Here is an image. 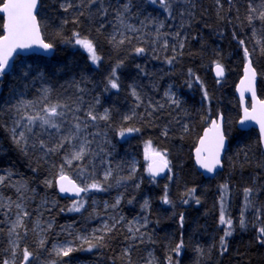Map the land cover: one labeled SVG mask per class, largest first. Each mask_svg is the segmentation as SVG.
<instances>
[{
  "label": "trees",
  "instance_id": "obj_1",
  "mask_svg": "<svg viewBox=\"0 0 264 264\" xmlns=\"http://www.w3.org/2000/svg\"><path fill=\"white\" fill-rule=\"evenodd\" d=\"M3 1L0 0V5ZM63 2L39 0L36 14L42 37L53 46V54L50 57L19 55L11 71L0 78L3 86L0 94V169L11 171L29 190L38 188L40 194H33L34 200L45 191L51 194L54 204L42 219H53V229L70 223L74 224L73 232L86 235L97 223L85 207L78 212L68 210L85 192L76 199L61 198L54 187L57 175L69 173L73 176L81 164L69 169L62 163L63 151L44 157L40 149L38 153L27 149L25 153L12 141L3 116L6 94L10 89L18 88L26 90L27 94L37 93L33 96L39 97L34 88H40L42 78L49 85L52 102L71 103L82 94H88L90 99L97 98L99 106L108 109V120L96 122V130L106 133L110 144L106 142L105 146H110L117 155L121 152L127 155L131 151L141 161L144 149L153 147L164 155L170 170L167 175L154 179L145 170L147 162L141 161L138 167L141 179L136 182L139 187L134 181L128 183L127 180L119 185L115 182L112 187L103 185L105 190L99 192L100 195L118 190L122 193L118 204L121 221L111 232L101 234L103 246L89 250L86 243H78L75 239V250L57 258L50 253L56 239L55 231H47L44 247H39V235L32 232L37 215L32 213L25 221L27 228L20 232L19 253L14 264H22L25 247L33 252L31 264H50L52 260H57V264H141L149 250L154 253L157 264H169V257L171 264H264V243L257 239V230L264 227V209L259 221L256 220V209L264 205V155L256 130L237 128L240 106L235 96V86L247 59L244 55L247 48L248 59L257 76L258 97L264 98V54L261 52L264 22L257 18L250 24L247 19L249 4L257 9L253 15L258 16L264 0H220L219 4L216 0H166L168 7L161 5L162 17L168 25L178 24V36L184 38L176 40L174 52L167 49L158 54L151 52L148 41H138L132 34L124 35L131 42L125 40L118 46L110 42L114 33L113 9L122 5L123 0H104L109 11L103 16L98 13L100 3L81 7L79 0H72L77 6L65 12L61 7ZM135 2L151 9L148 1ZM138 7L135 5L133 12ZM80 12L84 15H79ZM3 23L4 17L0 15V36ZM74 32L79 33L78 38L92 42L99 60L93 63L90 53L75 43ZM121 38L116 34L117 41ZM257 40L261 44H257ZM181 43L183 47H180ZM136 48L145 51L137 54ZM173 57L175 59L169 63ZM215 63L224 67L223 80L213 77L212 65ZM117 64L115 80L118 87L111 88L108 81ZM77 82L83 91L77 90ZM168 83L180 92L179 104H171L165 99ZM132 87L139 94L140 106L131 93ZM220 113L228 138L223 170L214 178H204L195 168L193 149L203 129ZM125 116L129 119L125 120ZM45 136L46 133L41 137ZM45 179L51 180L50 185L44 186ZM225 184L230 192L229 215L234 216L236 210L243 207L246 223L242 228L233 221L232 234L225 237L227 250L222 251L220 237L224 235L225 227L220 223L218 199L224 191L221 185ZM245 188L255 189L249 197L253 201L251 207H245ZM0 190L11 193L8 187H0ZM146 200L150 224L145 228V240L138 242L126 238L131 237L126 223L138 215ZM0 229L2 261L9 254L6 251L9 242L1 212ZM62 233L60 236H64ZM181 241L183 246L177 254L173 249Z\"/></svg>",
  "mask_w": 264,
  "mask_h": 264
},
{
  "label": "snow or ice",
  "instance_id": "obj_2",
  "mask_svg": "<svg viewBox=\"0 0 264 264\" xmlns=\"http://www.w3.org/2000/svg\"><path fill=\"white\" fill-rule=\"evenodd\" d=\"M217 4L220 3V0H216ZM96 3H100V8L98 9L99 15H105L109 8L105 6L104 0H79V6L87 7L88 5H95ZM160 3L164 5L166 8L168 4L166 0H160ZM37 6V0H6V2L2 3L0 6V12L5 14V22L3 24L4 29L7 32L2 38V42H0V75H3L9 65V56H11L12 51L19 47V48H27L31 43H36L37 40L32 39L33 35H36L38 38L39 29L36 25V17L33 15V9ZM72 0H64L61 4V7L64 9L65 12L69 11L70 9L76 7ZM113 11H115V19L119 22V25H124V17L125 14L129 11V4H118ZM253 13H257V9L249 4V15L247 17L249 23L251 24L254 19H260L264 22V6L259 10L258 16L253 15ZM183 14V13H181ZM79 15H84L83 12H80ZM78 21V17H77ZM74 21V22H77ZM67 23V21H65ZM162 26V25H161ZM130 31L135 32L136 29L132 25L126 26ZM118 30V29H117ZM178 36L179 33H176ZM255 35V32H254ZM74 37H77L75 43L84 47L89 53L90 58L95 63L97 60L100 59L99 56L96 55L95 49L93 44L87 38L81 39L79 37V33H73ZM122 37L119 41L116 40L115 32L110 37V42L116 44H123L125 40L131 42L129 37L124 36V33H120ZM41 46L45 49H51V44L43 43V41H39ZM240 44L243 45L244 41L241 40ZM257 44H261L260 40H257ZM180 47H183V43L180 44ZM145 51L144 48H136L135 52L137 54L143 53ZM175 51V48H173ZM261 52L264 54V46L261 47ZM245 58L249 57L248 49L245 48L244 50ZM175 57L169 59V63ZM119 67L117 64L116 67L113 68L111 77L109 79V84L111 88H117L118 84L115 80L116 75V68ZM139 67V66H137ZM251 71L252 77H255V71L250 68V63L246 65V71ZM191 73V69L189 70ZM217 75H223V68L219 64H217ZM77 90L83 91L82 89L78 88L77 82ZM50 89L44 88L42 90V95L36 98L35 100H20L16 104L10 105L9 111L12 114V127L9 129L13 143L19 148L21 151L26 153L27 145L29 140L33 137L35 140L33 141L32 146L39 147L41 151L45 154L51 152H60L64 151V164H71L73 161H80L85 159L88 155L95 153H91L90 145L93 143L88 137L98 135V133H88L87 129L91 122H95L97 120H108V110L105 109V113L103 115L95 114L90 106L87 111L85 112L84 116L81 117L78 113L82 110L80 105L83 103L82 98H77L76 100L69 102L64 101H56L52 102L49 96ZM132 95L136 96L137 100L139 101L140 97L139 94L133 89ZM167 95V93H166ZM205 98H207V93L205 92ZM176 103V101H173ZM247 113V110H245ZM247 118V116H246ZM125 120L129 119L128 116L124 117ZM213 130L216 132V139H215V146L210 158H202L200 156L201 149H197V163L200 164L202 168L207 169L209 172L213 170V168L220 163V150L224 147V136L219 132V125L214 120L212 122ZM126 131H138V129H127ZM47 134L48 140L42 139L41 136ZM261 133L264 136V123H261ZM123 134V133H121ZM207 134V132H206ZM55 140V144L53 146L48 147L49 140ZM38 142V143H37ZM201 144H204V139H201ZM157 156L160 154L157 153ZM163 159V157H161ZM63 168V164L61 166ZM167 167V161H163L162 166H156L155 168L150 165L148 171L155 176L158 172L163 171L164 168ZM86 169H81L84 172ZM135 172L134 166L131 168L129 175L126 177H119L116 178V184L119 185L122 180H131L132 174ZM12 173L5 172V174L0 175V187H11L14 188L16 191V199L13 200L12 197H5L2 193H0V211H3L4 215L7 217L10 215L15 209V219L10 222V227L8 228V236H9V245L10 248L6 251L11 253V259H3L0 261V264H14L15 258L18 255L19 244L18 240L20 236L18 234V229L27 228L25 223V218L30 217L31 213L26 210L25 201L31 199L32 197L28 196L27 193L29 190L25 183L21 181H12L11 179ZM109 177H113V169L111 167L107 168L104 173V180L101 181H94L90 184H86L83 188L77 187L73 185L71 188L65 187L63 184L60 186L61 192H68V191H75L76 194L79 196L81 192H88L89 189H96V190H105L103 185L108 183ZM61 179H66V177H62ZM49 183L50 182H46ZM113 185L108 184V187H112ZM139 187V185H137ZM167 187V186H166ZM222 193H221V214H220V223L222 225H226L224 230V235L220 237V245L221 250L226 251L227 245L225 237H228L232 234V225L233 221L231 218H226L224 204L223 201L225 199V191L227 190L228 186L221 185ZM194 191V190H190ZM244 197H245V207H251L253 201L249 199L250 194L255 191L253 188H245L244 190ZM165 203L168 202L167 197H164ZM187 201H185L186 203ZM199 202V201H197ZM120 203V198L117 197L115 204L111 205V207H116ZM131 203V201H129ZM83 202H73V206L69 208V211H80L83 207ZM108 205L106 204V207ZM145 207L147 206V201H145ZM264 209V205L260 208L256 209L257 217L256 220L259 221L260 214ZM63 211V209H61ZM181 220H183V216H181ZM119 221L114 222L111 227L107 225L103 229V231L111 232L113 228L116 227ZM245 220L243 218V213L241 214L240 226L243 228L245 227ZM34 227L33 230L39 228L41 221L37 218L36 221L33 222ZM48 228H51V224H48ZM2 231V229H0ZM41 231H46V229H41ZM99 230H94V233ZM257 239L264 243V227H260L258 230ZM129 232L132 233V237L126 238H133L135 237L136 233L139 232L138 228H129ZM143 235V234H141ZM77 239H81L83 243L88 245V249H92L94 247L103 246V235H95L93 234L92 237H77ZM39 247H44V240L41 239L38 244ZM183 246V242L181 241L176 245L173 249L174 252L177 254L180 253V250ZM70 246H56L53 245L52 251L55 252L56 257L68 256L69 253L74 251ZM128 250L125 249V252ZM197 252L202 254V250L197 248ZM33 256V252L29 251L27 247L23 249V261L22 264H31V257ZM50 264H57V260L50 261ZM151 264V262H149ZM169 264H171V257H169Z\"/></svg>",
  "mask_w": 264,
  "mask_h": 264
},
{
  "label": "rangeland",
  "instance_id": "obj_3",
  "mask_svg": "<svg viewBox=\"0 0 264 264\" xmlns=\"http://www.w3.org/2000/svg\"><path fill=\"white\" fill-rule=\"evenodd\" d=\"M123 1L124 3L129 4V11L128 13L125 14L123 26L119 25V22L116 19L114 20L113 31L115 32V34L120 35L121 32L124 33V35L132 34V35H135L138 41H141V42L148 41L149 43L148 46H150L151 52L155 51L157 54L160 52H165L167 49L174 52L173 48L176 49L175 47L176 40L178 39L182 40L184 36L179 37L176 35V33H178L176 29L178 24L168 25V22H166L165 18L162 17L161 4L157 0H145V2L148 1L152 5L150 6L151 9H146L142 5H139V3L137 4L135 0H123ZM135 5L139 7L135 10V12H133ZM127 25H132L136 29V31L135 32L130 31L126 27ZM39 84H40V88L38 87L34 88L35 92H39L37 96L42 95V90L44 88L49 89V85L42 78L40 79ZM86 93H88L87 90H86ZM166 93H165V99L168 100L169 103L179 104L180 92L177 90V88L174 87L172 83L167 84ZM36 94H34V92H30L29 94H27L26 90H20L18 88L14 90L12 89L9 90V92L6 94V101H4L5 110L3 111V116L5 120H7L6 124L9 125V129L12 127V119H13L12 114L9 111L10 105L16 104L20 100H29V101L35 100L38 97H35L33 95H36ZM79 98H82L83 100V103L80 105L82 110L78 113V115H80L81 117L84 116L85 112L90 106L92 107V110L95 114L103 115L105 113L106 108H102L101 106H99V101L96 100L97 98H94V100L90 99L88 94H86V96L82 94V96ZM173 101H176V103H174ZM136 104H138L139 106L141 105L140 99L138 101L136 98ZM99 121L100 120L91 122L87 129L88 133H98V135H95V136L90 135L88 137L90 140L93 141V143L90 145V151L91 153H95V155L90 154L85 159H82L80 161H73L71 164H65V166L69 169H72L71 168L72 166L81 164L77 167V169H75V171L73 170L74 172L72 174L73 175L72 177L75 178L78 182H80L83 185V187L86 184H90L94 181L102 182L104 180L105 170L109 167L113 169V177H109L107 184L113 185V183L116 182V178L128 176L131 168L134 166L135 172L132 174V179L127 180V181L128 183H131L134 181L137 187L138 183L136 184V182H139V180L141 179V175L140 173H138L139 163L141 161L147 162L145 165V170L147 172V164L151 156L159 153L160 154L159 156L163 157L164 159V155L160 153L159 151H156V149H154L153 147H148L144 149V152L142 155L143 157L141 161L131 151L128 152L127 155L123 154L122 152L119 155H117L116 152L110 148V146H105L106 142H109L107 140L106 133L96 130L97 128L96 122L99 123ZM45 137L46 138H43V137L41 138L48 140L47 134ZM34 140H35L34 137L29 140L27 149L30 150L31 152L36 153L39 147L37 146L34 148L32 146ZM53 144H55L54 139L48 141V147L53 146ZM41 155L44 157L47 156L44 153ZM64 156L65 154H63L62 156V163L64 161ZM81 169H86V170L82 172ZM5 172H11V171L0 169V175L5 174ZM11 179L14 182L20 181L19 178L14 177L13 173H12ZM122 181H125V180H122ZM21 182L23 181L21 180ZM46 182L51 183V180L45 179L44 186L50 185L49 183H46ZM1 188H4V187H1ZM8 188L11 189L10 194L8 192L5 193L1 190H0V193H2L3 196L5 197H12V199L15 200L16 199L15 189L11 187H8ZM31 190H34V192L29 191L27 193V195L32 198L25 201L26 210L30 212L31 214L32 213L36 214L37 218H39V220L41 221L39 228L35 230L32 229V232L39 235V241H40L41 239L45 237L46 235L45 233H47V231L48 232L50 230L55 231L54 233L56 234V239L52 242L51 247H50V253L53 256H56L55 252L52 251L53 245L70 246L72 248H75L77 245L75 244L76 242H74V240L76 239L78 243L82 241L81 239H77L78 236L79 237H92L93 234L99 236L102 233H104L103 229L105 228L106 225L108 227H111V225L114 222L121 221L118 205L114 208L111 207V205L115 204L117 197H119L121 200L122 193L118 190L117 192H114V193H107L106 195L104 194L100 195L98 193L102 192L101 190L89 189V191L86 192L79 199V202L81 201L83 202V205H84L83 207H85L86 210H89V215L94 218V221H97L95 226L90 227V231L88 230L89 231L88 234L82 235L79 232H73L71 229H74V224H70V223L69 225H63L62 227L53 229V226L55 225V222L53 219H50V218H46L45 220L42 219L43 216L45 217L47 215L45 214L47 212L46 210L49 209L50 206L54 204L53 197L51 196V194L45 191L41 196H39L40 198L36 197V200H37L36 201L34 200L35 196L33 194H40L39 193L40 191L38 188L36 189L33 188ZM229 200H230V192L227 189L225 191V199L223 201L225 216L226 218H231L232 221L235 220L236 223L240 224L241 214L244 212V208L243 207L238 208L234 216L229 215L230 213ZM146 201H147V206L145 207L144 206L145 202H143V204H141L140 206L141 208H140L138 215L134 216L130 221L126 223L127 231H129L130 227L139 229V232L136 233L135 237L131 238L132 240H136L138 242L141 240H145L146 238L145 228L150 224V219H148L149 204H148V200ZM106 204L108 205L107 207H106ZM218 204L220 205V214H221V204H222L221 195L218 199ZM15 211L16 210L13 209L12 213L8 215L7 217L4 215L3 211H0L4 217V224H6L7 226V233H8V228L11 226L10 222L15 219ZM30 217H26L25 221L29 219ZM48 224H51V228L47 227ZM223 226L227 227L226 225H223ZM23 229L24 228L18 229L19 236H21L20 232L23 231ZM41 229H46V231H41ZM94 230H99V231H96L94 233ZM62 232H64V236H60L61 234H63ZM7 233H6V236L9 242L10 238ZM130 236L132 237L131 232H130ZM9 248H10V245H9ZM8 253H9L8 256L5 257L4 259H11V253L10 252ZM147 253L148 255L146 257V260L141 262V264H149V262H151V264H157L156 257L154 253L152 252V250H149ZM82 264H87V263H82Z\"/></svg>",
  "mask_w": 264,
  "mask_h": 264
},
{
  "label": "water",
  "instance_id": "obj_4",
  "mask_svg": "<svg viewBox=\"0 0 264 264\" xmlns=\"http://www.w3.org/2000/svg\"><path fill=\"white\" fill-rule=\"evenodd\" d=\"M157 1L160 3V0H157ZM3 2H6V0H4ZM0 6H2V4ZM39 7H40L39 0H37V6L36 8L33 9V15L36 17V25L39 29V34H38V38L36 35H33L31 37L32 39L37 40V42L31 43L29 47L27 48H19V47L15 48L12 51L11 56H9V65L5 73L11 71V69L14 66L15 59L19 55L27 56L28 54H37V55L41 54L43 56L50 57V55L53 54L54 52L53 46L51 49L45 50L39 43V41H43V43L49 44L42 37L41 27L39 25L38 18L36 16ZM0 15L4 17V22H5V14L3 12H0ZM5 35H7V32L5 29H3V34L0 36V42H2V38ZM249 63H250V68L255 71V69L251 65L250 59L247 58L246 62L243 64L244 66H243L240 79L238 80L235 86V95L240 103V110H239L240 116L237 119L236 123H237V128L241 130H249V128H253L256 130V133L258 134V138H259V145H261V150L264 155V136H262V133H261V123H264V98L258 97L257 87H256V84H257L256 72H255V77L253 78L251 71L250 70L246 71V65H248ZM217 64L219 63H215L212 65L213 77L216 78L217 80H223L224 75H225L224 67L222 66L223 75L218 76L217 75ZM5 73L3 75H5ZM3 75H0V78H2ZM2 91H3V86L0 85V94L2 93ZM245 110H247V113L245 112ZM223 119H224L223 114L221 113L217 117H214L209 123V125L203 129L193 149V159H194L195 168L202 174L204 178L205 177L214 178L218 172L223 170V159H224L223 157L227 150V143H228V138L224 134ZM214 120L219 125V132L223 134L224 136V147L220 150V156H219L220 163L216 165L211 172H209L207 169L202 168L200 164L197 163V149L198 148L201 149L200 156L202 158L211 157L212 152L214 150L215 139H216V132L215 130H213V124H212ZM202 138L204 139V144H201ZM163 161L164 159H161L160 156H157V155L151 156L147 164V172L152 178L159 179V177H162L169 173L168 171L170 170V165L168 162H167V167L164 168L163 171L158 172L155 176H153L152 173L148 171V168L150 165H152L154 168L158 165L162 166ZM62 177H66V179H61ZM61 184H63L65 187H68V188H71L73 185L83 188V185L81 183H78V181L75 178H73L71 175H69L68 173L67 174L61 173L57 175L54 181V187L56 188L57 194L61 198L76 199V198H79L84 193V192H81L78 196L75 191L61 192L60 191Z\"/></svg>",
  "mask_w": 264,
  "mask_h": 264
},
{
  "label": "bare ground",
  "instance_id": "obj_5",
  "mask_svg": "<svg viewBox=\"0 0 264 264\" xmlns=\"http://www.w3.org/2000/svg\"><path fill=\"white\" fill-rule=\"evenodd\" d=\"M133 89H134V87H132V91H133ZM132 91H131V93H132ZM236 96V95H235ZM134 98L136 97V96H133ZM136 99V98H135ZM238 100V99H237ZM239 106H240V103H239Z\"/></svg>",
  "mask_w": 264,
  "mask_h": 264
}]
</instances>
